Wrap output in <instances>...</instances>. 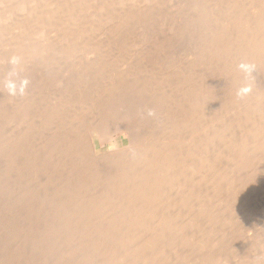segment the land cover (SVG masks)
Here are the masks:
<instances>
[{
    "label": "bare ground",
    "instance_id": "1",
    "mask_svg": "<svg viewBox=\"0 0 264 264\" xmlns=\"http://www.w3.org/2000/svg\"><path fill=\"white\" fill-rule=\"evenodd\" d=\"M2 1H3V3H5L7 5V7L4 6L6 8L3 10H2V8H0V37L5 35L8 32V30H9V32H8L9 36L11 33L14 34V32H15V35L14 36L12 35L13 37L10 39L12 41L10 42V44L8 43L11 46H12L11 43H13V45H15L14 47L12 46L13 48L10 47L12 52L9 56H11L15 61L14 67L15 68L21 67L20 70L23 68L22 67L23 64H28L30 62V60H37L38 58L35 59L36 57H38V56L44 57L43 55H47V54L52 55L53 53L54 54L60 53L63 56L70 57V55L71 56L73 54L77 55L79 53L80 54L81 53H83V54L87 53L89 55V53H91L93 51H95V52L97 51L96 53H99L101 51L103 52L105 50V49H103L104 48L103 43L105 41H108L109 44L107 42H105L104 45L108 44V45H111L113 47H114V45L120 44V50L119 49L118 50L122 51L124 49H127L128 46H131L132 40L134 41V39H136V38H138V39L141 38L142 40H145V41L147 40L148 42L150 41V43H151L150 48L152 50V53L153 52L154 53L160 52L164 49L171 48L174 45H175L174 47H177V46H180V47L183 46L184 47L185 46V48L187 47L189 50L188 53H190V55H192L194 57V59L197 58V60L199 61L198 66L203 67V69H201V68L200 69L205 70L204 72H201V70L199 71L204 76V77L202 76L203 78L201 77V79L199 77L197 78V79L201 80V83L199 85H196L195 88H193V89H189V91L186 90L188 92H184V91L181 92V93H184L182 96L185 95V98H188V99L190 98L192 101L191 103H189V107L187 108V110L182 112L183 114L180 115L181 118L183 117L184 122L178 124L181 128L187 130L189 133V138L186 140V142L183 141L181 145H178L179 144L178 140L182 141L183 136L181 137V139H179V136H172V133H171L170 138H169L170 140H167L166 139L167 135H165V133L168 132V130L164 131L165 130L164 127L160 126L161 128H163L162 131H163L165 136L162 138L161 137L158 138L157 136L152 137L155 140V141L151 140L152 138L150 139L151 141H154V142H151L152 145H148L147 147H145L141 151L138 149L139 154H137L136 157H132L131 161H129L128 165L123 160H122L123 162H121V159H123V154H124L123 152H128L130 149H133V147L130 148V145L133 142L126 147L115 148L110 153L104 152L103 155L96 156L95 159H93V162L96 161L94 163H97L99 165L101 163L102 165H104L103 167H105V165H107L108 172H107V170L104 169L105 172L110 174V177L112 176V177L117 178L116 180L118 181V182L115 181L114 183H112V186L110 189L111 193H109V195L107 193V198H105L106 200H104V201L109 200L113 204L115 202V200H114V198L112 199V197L117 196L120 193V191H118L120 186H121V193H122L123 192L122 185L124 183L127 184L126 182L129 183V181H130V185L128 184L129 186H127V187L129 188L131 186V188H133L134 191L130 190V192H127V193H129L132 198L134 197V199H131V197H129L133 201V202L130 201L131 203H133V205H130V207L128 206L127 208H130L132 210L133 207L137 206L138 208H134V209H136L135 211H137L138 209L141 211V213H139L140 215L137 213V215H134L135 217H133V215L132 216L129 215L130 217H133V218L128 219L127 221L129 222V220H132L134 223L131 221L132 224H130V222H129L128 223L129 227H127L128 229H126V227L124 229H121L120 227L118 228V225L115 224V222L113 221V223L110 225V227L112 226L113 228L111 227L109 230H107V228L103 229L102 227H97V228L94 227V230L92 229L93 231L92 230L89 231L90 229L86 230L89 232H85V231L79 232L80 229H78V228H77L78 229L77 231L76 230L74 231L73 229H72L73 231H70L69 229H66V230H55V229L49 230L48 229L47 230L48 232L47 231H39L40 233L37 232L39 235L38 237L40 238V240L38 242H40L41 244H39L40 246H39L38 251L36 250L38 252L39 256H41V255L44 256L45 254H47V253H45L46 252L45 250H49L48 248L46 249L44 245L47 246V244H49L50 246L49 245L48 246L51 247L52 242L55 239H58L59 237L63 238V240H62V238L59 239V240L63 241V243H61V244H64L65 241L78 240V241L82 242L81 243L82 246H83V243L85 245L86 244L91 245V247L83 248L85 246L84 245L83 247L77 248L74 250L72 248H75V247H72L71 248L72 252H70L71 251L70 249H69V252L66 249L67 252L66 253L63 252V254H61V252H60V254L63 255V256H61V255L60 256L65 258V259L63 258L62 260L58 259L59 258V255H58L59 253H57L58 251L54 252V253H57L58 257L56 259L60 260L59 262L58 261L57 262H53V261L52 262H47V261L42 262L41 261L39 264H167L168 262H183V263L184 262H186V263L187 262L188 263L189 262H216L215 257L209 258V257L205 256V254L202 256L201 255L198 256L196 254L197 253L198 254L205 253L204 250L206 249L207 246H209L206 244V240L209 236H211L210 235L212 233L211 231L217 230V233L219 234V232H220L219 230H221L219 227H221L222 229L227 228L228 223H227V220H225V217H227V215H229V214L234 213L235 207H237V208H238V206L243 207L244 204L247 203V201H249V198L250 199L252 198V195L254 197V192L256 191L258 182L262 181L264 179V114L262 116H260V114H261L260 109L264 107V0H219V2H222V4L225 3V5H226V3H227L230 5L229 9H228V10H230L229 15L227 13L228 12L227 10H226V12L224 11L225 8H224V10L221 9L222 13L219 15L217 14L216 9H214V11H213V8H214L213 6L216 7L215 4H217V3L213 4L214 0H6L5 2H4V0H2ZM1 3H0V5H2ZM221 5L218 4L219 7ZM222 6H224V4ZM226 7H228V6L226 5ZM218 8H217V10H218ZM220 11H218V12H220ZM213 12L214 13L216 12V14H214ZM248 14H249V17H248ZM216 15L218 16V18ZM215 23H219V25L218 24L215 25ZM229 24L232 25V28L234 31L228 30L229 27L227 28V26ZM229 29H231V28H229ZM10 31H12V32H10ZM229 31L233 32L232 35L230 34ZM6 35H8V34H6ZM5 36H3V37L5 38ZM2 40H3V38H2ZM154 40H155V43H154ZM156 40H158L159 43H157L158 41H156ZM129 41H131V42L129 43ZM148 42H145V43H148ZM129 44H131V45H129ZM5 45H7V44H4L3 46H5ZM147 45H149V43ZM117 46H115L116 49L119 47V46L118 47ZM2 47H0V48H2ZM185 48H183V49H185ZM233 48H235V51L237 52L235 56L233 55L235 52L232 53V51H234V50H232ZM4 49H3V51H4ZM174 49H173V51H175ZM98 50H101V51H98ZM110 50H112V49H110ZM144 50H145V48H144ZM185 50H187V49H185ZM0 52H2V49L0 50ZM4 52H6V51H4ZM179 52H181V51H179ZM80 54H79V56L83 55V54L82 55H80ZM136 54H138L137 51H136ZM149 54H151V53H149ZM168 54H170V53H168ZM173 54H174V52H173ZM126 55H127V53H126ZM180 55L183 56V54H179V56ZM232 55L234 56V58H231L229 60L228 58ZM127 56H129V55H127ZM49 57H50V55H49ZM129 57H131V56H129ZM129 57H128V59H129ZM88 58L90 59V57H88ZM185 58H187V57H185ZM3 59H5V57ZM45 59L48 61V58L45 57ZM63 60H64V58H63ZM63 60H61V61H63ZM92 60L95 61L94 59H92ZM189 60H191V59H189ZM40 61H41V63L45 62V61H43V59H40ZM75 61H77V60H75ZM194 61H196V59ZM35 62H37V61H35ZM51 62H53V61H51ZM113 62L115 63L116 61H113ZM97 63L99 64V62H97ZM216 63H217V65H216ZM35 64H37V63H35ZM86 64H88V63H86ZM98 64H97V66H98ZM173 65H174V63H173ZM241 65H244L246 67L242 68ZM198 66L196 65V67H198ZM214 66L217 67L218 73L216 72L215 69L213 71ZM1 68L2 67H0V69ZM10 69L11 68H9L8 70H10ZM11 70L15 71L16 69L15 70L11 69ZM8 72L10 73V71H8ZM212 72H214L215 76H216L215 73H217L218 75L220 74L221 76L219 75V77H218V75H217V77L214 78V76L212 75ZM20 75L22 77V74H20ZM20 75H18V76H20ZM177 75H179V74H177ZM180 75H181V73H180ZM198 75L199 74L197 73L196 75L191 76V77L195 78V76H198ZM222 76H224V79H222ZM2 77H3V75L1 76V74H0V78H2ZM5 78H4V81H6ZM217 78H219V80H217ZM11 79L14 80L16 78L14 77V79H13V77H12ZM32 79H33V77H32ZM88 79H89V77H88ZM2 80H3V78H2ZM12 80H10V81H12ZM19 81H21V80H19ZM19 81H17L15 84H17V83L21 84ZM33 81H34V79H33ZM33 81H32V83H33ZM7 82H8V80H7ZM79 82L81 83V81H79ZM84 82L86 83L87 81H84ZM0 83H1V80H0ZM69 83H71V82H69ZM72 84H74V83H72ZM72 84H71V86H72ZM163 84H165V83H163ZM2 85L3 84L1 83V85H0L1 89H3L1 87ZM4 86L7 88L6 84ZM8 86H9V84H8ZM190 86H193V85H190ZM245 88H247L248 91L243 92L240 95H238V93H240L241 90L245 89ZM1 89H0V91H1ZM217 89H220V91ZM215 91H216V93L218 91L221 92L219 94V96H218V93L216 95ZM8 92H6L5 94H7ZM0 93H2V92H0ZM5 94L2 93L1 98L3 97L2 95H5ZM6 96H4V98ZM8 96H10L9 93H8ZM107 97H108V94H107ZM192 98H193V100H192ZM3 100H6V98ZM114 100H115V98H114ZM60 101H61V99H60ZM62 102H63V100H62ZM170 102H173V101H170ZM70 103H72V102H70ZM1 104H0V116L3 115V111H4L3 106L5 105V104L4 105H1ZM9 104H11V103H9ZM108 104H109V102H108ZM158 105L160 106V104H158ZM187 105L188 104H186L185 106L187 107ZM79 106H80V104H79ZM160 107H162V105ZM109 108L112 109V107H110V106H109ZM128 108H129V106H128ZM177 109H179V108H177ZM183 109H185V108H183ZM257 109H259V110H257ZM106 110H107V108H106ZM57 111H58V109H57ZM99 111H100V109H99ZM128 111L130 112V110H128ZM111 112L109 113V115H111ZM117 112H118V110H117ZM80 113H82V112H80ZM107 113H108V110H107ZM157 113H158V111H157ZM262 113H263V110H262ZM4 114H5V112H4ZM97 114H98V112H97ZM7 115H8V112H7ZM113 115L114 114H112L111 116H113ZM115 115L117 116V113ZM135 115H138V113ZM144 115H146V114H144ZM81 116H83V115H81ZM93 116H95V115H93ZM99 116H102V115L99 114ZM107 116L108 115H106V117ZM116 116H115V118L117 120L118 118ZM142 116L140 114V117L139 116H137V117H139V119H140ZM180 116H178V117H180ZM47 117H45V118H47ZM137 117H135V118L137 119ZM145 117L146 116H144L143 118H145ZM75 118H77V117H75ZM93 118L95 119V117H93ZM101 118H103V116ZM122 118L125 119L124 115ZM143 118H142V121H146L147 117L145 118V120H143ZM186 118H188V122H187V120H185ZM1 119H2V116H1ZM82 119H84V118L82 117ZM6 120H9L8 117ZM6 120H4V121H6ZM15 120L18 121V118ZM129 120H132V117H131V119L129 118ZM178 120H179V118H178ZM183 120H181V121H183ZM2 121H3V119H2ZM83 121H85V120H83ZM113 121H115V120H113ZM119 121H120V118H119ZM123 121H125V120H123ZM53 122H52V124H53ZM76 122H79V120ZM120 122H119V124L117 123V126L115 124V128L113 127L114 129L110 128L111 129L110 130L109 128H106L107 130L109 129L108 134H106L104 132V130H106V129L103 128L104 130H102V126H101V123L99 121H98V123H100V124H98L99 126L93 125L92 127L87 128L86 129L87 134L85 136L80 137V135L85 134V131L83 130L84 129L83 128L82 132H84V134L79 133V137L77 136V138L75 137L76 138L75 140L73 139L74 142H77L79 147H82V149L80 148L81 151H83V149H84L83 152L80 151L81 155L82 154H83V156L86 155V157H84L86 159L87 156L90 157V155H88L87 154L88 152L87 151L85 152V150L88 149L89 147L96 149L95 136L100 135L102 137V140L103 141L105 140V142H106L109 140H114L115 137L120 133H125L127 131V129H125L126 127L125 128L122 127L120 125L122 122L121 123ZM0 123H1V121H0ZM159 123H161V122H159ZM104 124H105V122L103 123V126H105ZM109 124L112 126L113 123H109ZM166 124L168 125V122ZM130 125H132V124H130ZM147 125H149V124H147ZM164 125H165V123H164ZM178 125H176V124H175V126L172 125L171 127H169V129L172 127H173L172 129H175V128L177 129ZM43 126H44V124H43ZM100 126H101V128H100ZM136 126H138V125L136 124ZM0 127H3V126H0ZM6 128H7V126H6ZM64 128H65V126H64ZM73 128H75V127H71V129H73ZM165 128L168 129V126H165ZM0 129H3V128H0ZM128 131L126 132V134H128ZM159 131H160V129H159ZM159 131H157V132L160 134ZM0 132L2 133V131H0ZM4 132L5 131H3V133ZM129 132H131V130ZM147 132L148 131H146V133ZM1 133H0V157L4 156V153L6 152L5 151L6 150V148H5L6 142L3 140V139H5L4 137H6V136L3 135L4 137L2 138ZM167 134H170V132ZM128 135L130 136L131 134H128ZM161 135H163L162 132H161ZM18 136H19V134H18ZM71 136H72V134H71ZM131 136H130L131 141H133V138L134 139L137 138V137L135 138L133 136H132L133 137L132 138ZM142 137H144V134ZM155 138H157V139H155ZM147 139H149V138H147ZM158 139H160V140H158ZM164 139H166L167 141ZM61 140H63V139H61ZM150 140H148V142L145 141V143H149ZM175 141L178 142V144L176 143L177 145H173L170 143V142L175 143ZM139 142H141V140ZM13 143H16V142L14 141ZM65 145H66V143H65ZM74 145H75V143H74ZM131 146H133V145H131ZM137 146L138 145L136 144V147ZM86 147H88V148H86ZM67 148L65 150H67ZM52 152H54V151H52ZM132 153L133 152L131 151V155H133ZM125 155L126 154H124V156ZM71 156H73V155H71ZM93 156H95V155H93ZM5 158L1 157V159H5ZM92 158H94V157H92ZM92 158H90V159H92ZM190 159H194V163L192 162L193 160H191V162L193 164L190 162ZM16 163H17V161H16ZM1 164L2 163L0 162V166L5 168V166L1 165ZM3 164L6 165L7 163H3ZM86 164H88L87 160H86ZM134 164L144 165L142 168L143 169L145 168L146 170L143 172L142 171L135 172L134 171L135 168L133 170L130 169V168L134 167ZM176 165H178L177 167L179 168L180 177L182 174H184L186 172H192L194 174L195 177L194 176L193 177L195 178L196 183L198 184V186L199 185L202 186L201 188H197L198 190H201V189L204 190L205 187H203V185L207 186V188H208V184L210 183V186H209L210 190L209 191L211 193H210V195H208L209 197L207 196L206 193H205V195H206L205 196L203 194V192L202 193L198 192V196H196L197 198H195L196 199V201H195L196 205L198 204L197 213L195 215L189 217V218H187L188 217L187 215H186L187 217H184L185 214L183 215V217H181L182 215L181 216L179 215L180 217L176 216L175 219H178V218L179 219L180 218L186 219L187 218V220L189 221V226H190L189 229H186L184 227L185 229H183V230L182 229L181 230H178V229L169 230V229H171L172 225L170 223L167 225L166 221H164V220H166V218L169 219L168 218L169 215L168 216L165 215V219H163L164 216L162 219H161V217L159 218L160 225H157V228H153V226L155 227V225H153L151 229L148 227H144V228H148V229H143L142 228L143 226H146V225L148 226V223H146L147 221L145 219L155 218L151 212L155 209L154 206L157 204V202L160 201L158 196H160V195L162 196V194H164L162 192L164 187L173 188L174 190H175V188L176 189L178 188V186H179L178 181L179 180L177 181V180H175V178L171 177V175H173V173H171L169 175L172 168H173V171H175L174 167ZM16 166H19V165L15 164V167ZM150 167L153 169L152 173L148 172L149 171L148 169ZM140 168L141 167L139 165V168H137V170H139ZM0 169H2V168H0ZM71 169H73V168H71ZM2 170H6V169H2ZM2 170H0V171H2ZM9 171H11V170H9ZM92 171H94V170H92ZM57 172H59V171H57ZM88 172L86 173L87 176L82 175L81 178L79 177L80 179H82V180L79 179L80 183L87 178L93 179V177H94V180L96 179L98 181L99 178L97 176L92 177V175L95 173L89 174ZM23 173H25V172H23ZM88 174H89V176L91 175V177H89ZM0 175L5 176V174L3 172ZM100 175L102 176V173ZM98 176H99V173H98ZM2 178H4V177H2ZM7 179L8 178L6 177V180ZM16 179H17V177H16ZM105 179H107V178H105ZM177 179H179V176ZM113 180H115V179H113ZM0 181H2V179H0ZM111 181H112V179H111ZM20 182H22V181H20ZM89 182H90V180H89ZM108 182H110V180H108ZM188 182H190V181H188ZM6 183H7V181H6ZM107 185L109 186V184H107ZM161 185H163V186H161ZM186 185H187L186 187H188V184H186ZM117 187H119V188L117 189ZM28 188H29V186H28ZM76 188L79 189V186H77ZM76 188L74 190H76ZM193 188L195 189V187H193ZM207 188L205 190H207V193H208L209 191ZM108 190H109V188H108ZM189 190H191V189L189 188ZM78 192L79 191H77V193ZM29 193L31 194V192H29ZM71 193H72V191H71ZM100 193H102V192H100ZM167 193H168V191H167ZM184 193L185 192H183V194ZM129 194H128V196H129ZM177 194H178V192H177ZM187 194H188V192H187ZM101 196H102V194H101ZM161 196H160V198H161ZM72 197L74 198V196H72ZM129 198H128V200H129ZM13 200H15V199H13ZM113 200H114V202H112ZM124 200H125V198H124ZM128 200H126V201H128ZM206 200L210 201L209 203L207 202L208 205H206ZM137 201H140V202L138 203ZM184 202H188V201H184ZM88 203H90V202H88ZM93 203H95V202H93ZM117 204H119V203H117ZM126 204H129V203H126ZM126 204H124V205L122 204V205L126 207L127 206ZM137 204H139V205H137ZM158 204H157V206L160 205V204L159 205ZM163 204H164V202H163ZM185 204L187 206V203H185ZM83 206H84V208H87V206L86 207H85V205H83ZM93 206H90L92 208V210L89 209L90 207L87 208V209H89L88 211L91 210L89 213H87V214H89V215H87V218H89V216H91L90 217L91 219L96 218L97 214L99 212H101V210H102L101 208H99L100 209V211H99L98 208H94ZM191 206L194 209L193 202H192ZM253 207H255V206H253ZM102 208H104V207H102ZM127 208H125L126 211L127 210L130 211V209H127ZM168 208H169V206H168ZM123 209L124 208H121V211ZM112 211H114V210H112ZM132 212H134V211L132 210ZM125 214H127V213H125ZM134 214H136V212H134ZM58 215H60V214H58ZM103 215H105V214H103ZM3 216H4V214H3ZM123 217H126V215H124ZM123 217L121 216V219H126ZM87 218H86V220H87ZM237 218L239 220L241 219V218H239V216H237ZM113 219L115 220L114 217H113ZM118 219L119 218H117V220ZM184 219H182V220H184ZM58 221H59V219H58ZM150 221H148V222H150ZM228 221H229V219H228ZM185 222H187V221H185ZM152 223H149V226H151ZM229 224H230V222H229ZM77 225H79V224H77ZM102 225L104 226V224H101V226ZM121 225H124V224L121 223ZM62 226H61V228H62ZM86 228H87V226H86ZM246 230H247V228H246ZM242 231L244 232V229ZM213 233H216V231ZM220 234H221V232H220ZM220 234H219V236H220ZM39 238H37V239H39ZM59 240L57 241L58 244H59ZM96 240L99 241L98 244H96L97 243ZM62 241H60V242H62ZM242 241H243V239H242ZM55 242L56 241H54L53 244L56 246L57 243L55 244ZM102 242H108L111 245H107L108 243L107 244L104 243V244H106V245H104ZM207 242H208V240H207ZM159 243H161V244H159ZM242 243H244V242H242ZM42 244H43V246H42ZM61 244H59V247ZM79 244H78V247L81 246ZM163 244H166V245H163ZM162 245H163V247H162ZM177 245L183 247V248H181L183 251L181 250L179 252L176 249V247H178ZM36 246H38V244H36ZM55 246H52V249L53 248L59 249L58 247H55ZM63 246L64 245H62V250H63ZM69 246L70 245L68 244V247H65V248H69ZM71 246H73V245H71ZM76 247H77V244H76ZM50 250H51V248H50ZM50 250H49L48 254H50L52 252ZM91 251L96 252V254H97V260L96 261H93L91 259V258H94L96 256L95 255L94 257H92L91 254H93V252H91ZM17 254L18 253H16V255ZM89 254H90L91 258L88 257ZM11 256L13 257V254ZM7 257H8V255H7ZM43 258H41L40 260H42ZM34 261H35V259H34ZM73 261H75V262H73ZM186 263H184V264H186Z\"/></svg>",
    "mask_w": 264,
    "mask_h": 264
},
{
    "label": "rangeland",
    "instance_id": "2",
    "mask_svg": "<svg viewBox=\"0 0 264 264\" xmlns=\"http://www.w3.org/2000/svg\"><path fill=\"white\" fill-rule=\"evenodd\" d=\"M5 1L6 0H4V2ZM216 1L214 0V3H213V4L217 3V4H215L216 7L213 6L214 7L213 11H214V9H216L217 14L219 15L222 13V10H224V8H225L224 11L226 12V10H227L228 11L227 13L229 15L230 10H228V9H229L230 5L226 3V5L228 6V7H226L225 3H223L224 6H222L223 5L222 2H219V0H216ZM0 3L2 4V5H0L1 6L0 8H2V10L7 7V5L5 3H3L2 0H0ZM218 4L219 5L222 4V5L219 7ZM4 6H6V7H4ZM217 8H218V10H217ZM219 9L220 10L222 9V10L220 11ZM218 11H220V12H218ZM214 14H216V12ZM248 17H249V14H248ZM217 18H218V16H217ZM216 24L219 25V23H215V25ZM228 27L231 29H229ZM227 28H228V30L234 31L232 28V25H230V24L227 26ZM8 32H9V30H8ZM8 32L7 33L5 32L8 35H6L5 33L4 34L6 36L3 35V36H5V38L3 36L0 37V39H1L0 40V47H2L4 44H7V45L3 46L2 48H0V50L2 49V52H0V54H1L0 55V67H2L0 69V74H1V76L3 75V77H2L3 80H2V78H0L1 83L3 84L1 86L3 89L0 88L1 89L0 92L5 94L6 92L9 91L8 93L10 95V96H8V93L5 95H2L3 99L6 98V100H3L1 98L2 93H0V98H1L0 104L1 103H2L1 105L5 104L3 106V108H4L3 115H1L2 119H3V121L6 120L7 117L9 119V120H6L3 122L1 119V116H0V121H1L0 126H3L0 128L4 129V130L0 129V131H2V133H3V131H5L4 132L5 134L4 133L2 134L1 132L0 133L2 135V138L4 136H6V137H4L5 139H3L6 142L5 143V148H6L5 151L6 152L4 151L5 152L4 156L6 158L4 156H1L2 158H5V159H1V157H0V159H1L0 162L2 163L1 165L5 166V168H3L1 166H0V168L6 169V170L0 169V170H2V171H0V174H2V172L5 174V176L0 175V179H2V181H0L1 182L0 183L1 184L0 185V188H1L0 189V211H1L0 212V264H36V263L39 264L41 261L42 262H46V261L47 262H52V261L53 262H57V261L59 262L60 260H58V259L62 260L64 258V257H61V256H63V255H61V254H63V252L64 253H66L67 251L69 252V249L71 250L72 247H75V248H72L73 250L77 249V248H81L85 244L83 243V246H82V244H81L82 242L78 241V240H74V241H65L64 240L66 243L64 242V244H61V243H63V241H62L63 238L59 237L58 239L54 240V241H56L55 244L57 243L56 246L53 244L54 241L51 244L52 246L58 247L59 249H57V248L52 249V246L49 247L50 246L49 244H47V246L44 245L46 249L48 248L50 250V248H51L50 251H52L51 253L53 255L51 253L48 254L49 250H45L46 251L45 253H47V254H45L44 256H42V255L39 256V254L37 252L39 249V246H40L39 244H41L40 242H38L40 240V238L38 237L39 236L38 233H40L39 231H47L48 229L49 230H54V229L55 230H66V229H69L70 231H73V230L77 231L78 229H80L79 232H81V231L89 232L92 229L94 230V227H96V228L102 227L103 229L107 228V230H109L112 227V226L110 227V225L113 223V221L115 222V224L118 225V228L120 227L121 229H124L126 227V229H128L127 228V227H129L128 223L130 222V224H132L131 223L132 220H129V222L127 220L135 217L134 215H137V213L138 214L141 213V211L139 209L137 211H135L136 209H134V208H138L137 206L133 207V208L131 207L132 210L134 212H136V214H134V212H132V210L130 208H127L128 206L130 207V205H133V203H131L130 201H132L131 199H134V197L132 198L130 196V194L127 193V192H130V190L134 191L133 188H131V186L129 187L130 189L127 187L130 185V181H129V183L126 182L127 184L124 183L122 185V190H123L122 193H121V186H120V188L117 187V189L119 188L118 191H120V193L117 196L112 197V199L114 198V200H115V202H114V200L112 202H114L115 204L114 203L112 204L109 200L104 201V200H106L105 198H107V193H108V195H109V193H111L110 189H111L112 183H114L115 181L116 182H118V181L116 180L117 178L112 177V176H111L112 177L111 178L110 174L105 172V170H107V172H108L107 165H105V167H103L104 165H102L101 163H100V165L97 163H94L96 161L93 162V159H95L96 156L103 155L104 152L110 153L115 148H123V147H126L133 142L131 144L133 146L130 145V148L133 147V149H130L128 152H123L126 155L124 156V154H123V159H121V162L124 161L128 165L129 161H131V158L136 157L137 154H139V150L141 151L142 149H144L148 145H152L151 142L155 141L152 137L157 136L158 138H160V137L162 138L165 135H167L166 139L170 140L169 138H170V135L172 133V136H179V139H181V137L183 136L182 137L183 139H182V141L178 140L179 144L177 141H175V143L170 142L171 144L181 145L183 141L186 142V140L189 138V133L187 130L181 128L178 124L184 122L183 117L181 118L180 115L183 114L182 112L187 110V108L189 107V103H191L192 101L190 98L189 99L185 98V95L182 96L184 93H181V92H183V91L188 92L189 89H193V88H195L196 85H199L201 83L200 79L203 76V74L201 72H204L205 70H201V69H203V67L198 66L199 61L197 60V58H195L197 62L194 61L195 59L192 55H190V53H188L189 50L187 47L185 48V46L184 47L182 46L183 48L187 49V50H185L180 46L174 47L175 46L174 45L171 48H167V49L160 51L161 53L160 52H156V53L153 52L152 53V50L150 48L151 47L150 41L148 42L147 40L145 41V40H142L141 38L140 39L136 38V39H134V41L132 40V42L129 41V43L131 42L132 45L131 44H129L131 46L127 45L128 48L126 47L127 49H124L126 52L122 49H121L122 51H119L120 50V44H117L119 47L117 45H114V47L115 46L118 47L116 49V47L114 48L113 46L108 45L109 44L108 41H105L108 43L107 44L108 46L106 44H105L106 46L104 45L105 42L103 43L104 48L103 47L102 48L105 49L103 52L101 50H98V51H101L99 53H96L97 51L96 52L93 51L94 53L91 52V53H89V55L87 53H85V54L79 53L80 55L83 54L82 56H79V54L76 53L77 55L73 54L74 56L70 55V57L63 56L60 53L59 54L53 53L52 55L47 54V55H43L44 57H41V56L36 57L35 59L38 58L37 60H30L29 63L27 62L28 64H23V66H22L23 70L22 69L20 70L21 67H19V68L14 67L15 61L11 56H9L12 52L10 47L15 46V45H13V43H11L12 46L9 45L10 42L12 41L10 39L15 35V32H14V34L11 33L10 36H9ZM10 32H12V31H10ZM232 33L233 32H230L231 35H232ZM2 38H3V40H2ZM156 41H158V40H156ZM135 42L136 43L138 42V43L136 44ZM145 42H148L149 45H147L148 43H145ZM154 43H155V40H154ZM157 43H159V41ZM144 48H145V50H144ZM172 48L173 49L175 48L174 49L175 51H173ZM3 49L6 52H4ZM110 49H112V50H110ZM232 50H234V51H232V53L235 52L233 54L235 56L237 53L235 51V48H233ZM136 51L138 54H136ZM179 51H181V52H179ZM173 52H174V54H173ZM126 53H127V55H129L131 57L127 56ZM149 53H151V54H149ZM168 53H170V54H168ZM178 53L183 54V56H181V55L179 56ZM49 55H50V57H49ZM232 56H230L228 59L230 60L231 58H234V56L233 57ZM2 57L3 58L5 57V59H3ZM45 57L48 58V61L45 59ZM88 57H90V59ZM128 57H129V59H128ZM185 57H187V58H185ZM63 58H64V60H63ZM40 59H43V61H45V60L46 61L41 63ZM92 59H94L95 61H93ZM189 59H191V60H189ZM61 60H63V61H61ZM75 60H77V61H75ZM35 61H37V62H35ZM51 61H53V62H51ZM113 61H116V62L114 63ZM97 62H99V64ZM35 63H37V64H35ZM86 63H88V64H86ZM173 63H174V65H173ZM97 64H98V66H97ZM196 65L199 68L196 67ZM216 65H217V63H216ZM9 68H11L13 70L16 69V70L15 71H12L11 69L8 70ZM214 69L218 73L217 67L214 66L213 71H214ZM200 70H201V72H199ZM8 71H10V73ZM180 73H181V75H180ZM195 73L196 74L198 73L199 75L195 76V78H192L191 76L196 75ZM217 73H215L216 74V76H215L214 72H212V75L214 76V78L217 77V75H218ZM20 74H22V77ZM177 74H179L180 76ZM18 75H20V76H18ZM219 75H218V77H219ZM12 77H13V79H14V77L16 79L12 80L11 79ZM32 77H33L34 81H33ZM88 77H89V79H88ZM198 77L200 79H197ZM4 78L6 79V81H4ZM222 79H224V76H222ZM7 80H8V82H7ZM10 80H12V81H10ZM19 80H21V81H19ZM78 80L81 81V83ZM83 80L87 81V82L85 83ZM217 80H219V78H217ZM17 81H19L21 84H19V83H17L18 85L15 84ZM32 81H33V83H32ZM69 82H71V83H69ZM1 83H0V85H1ZM7 83L9 84V86ZM72 83H74V84H72ZM163 83H165V84H163ZM5 84H6L7 88L4 86ZM71 84H72V86H71ZM190 85H193V86H190ZM186 90H188V91H186ZM217 90L220 91V89H217ZM216 91H215V93H216ZM219 91L217 92L218 96L221 93ZM106 93L108 94V97H107ZM217 93H216V95H217ZM4 96H6V97L4 98ZM114 98H115V100H114ZM60 99H61V101H60ZM62 100H63V102H62ZM192 100H193V98H192ZM170 101H173V102H170ZM70 102H72V103H70ZM108 102H109V104H108ZM9 103H11V104H9ZM79 104H80V106H79ZM158 104H160V106L162 105V107H160ZM186 104H188L187 107L185 106ZM109 106L112 107V109H110ZM128 106H129V108H128ZM182 107L185 109H183ZM106 108L108 110V113H107ZM177 108H179V109H177ZM57 109H58V111H57ZM99 109H100V111H99ZM261 109L263 110V113H262ZM261 109H260V112H261L260 116H262L264 114V107ZM117 110H118V112H117ZM128 110H130V112ZM257 110H259V109H257ZM149 111H152L154 114L149 115L148 114ZM157 111H158V113H157ZM4 112H5V114H4ZM7 112H8V115H7ZM80 112H82V113H80ZM97 112H98V114H97ZM110 112H111V115L114 114L113 115L114 117L109 115ZM136 112L138 113V115H135V114H137ZM116 113H117V116L115 115ZM99 114L102 115L103 118H101L102 116H99ZM140 114H141V116L142 115L143 116L139 119ZM144 114H146V115H144ZM43 115L45 117H47V116L48 117L45 118ZM81 115H83V116H81ZM93 115H95V116H93ZM106 115H108V116L106 117ZM123 115H124L125 119L122 118ZM74 116L77 118H75ZM115 116L118 118L117 120H116ZM137 116H139V117H137ZM144 116L147 117V118L145 117L146 121H142V118ZM178 116H180V117H178ZM82 117L84 119H82ZM93 117H95V119ZM131 117H132V120H129V118L131 119ZM135 117H137V119ZM17 118H18V121L15 120ZM119 118H120V121L121 120L122 121L125 120V121H123V122L121 121L122 122L121 123L119 121ZM145 118H143V120H145ZM178 118H179V120H178ZM112 119L115 121H113ZM78 120H79V122H76ZM83 120H85V121H83ZM181 120H183V121H181ZM185 120H187V122H188V118H186ZM98 121L101 123L102 130H104L106 128L114 129L115 124L117 126V123L119 124V122H120L121 123L120 125L124 128L126 127L125 129H127V131L129 129L131 130V132H129L130 130L128 131V134H131L133 137H135V138L137 137V138L134 139L130 135L133 138V141H131L130 136L128 134H126L127 131L125 133L118 134L114 140H109L106 142H105V140L104 141L102 140V137L100 135L95 136L96 149H93L91 147H89V148L86 147L88 149H86L85 152L87 151L88 152L87 154L90 155V157L87 156V158L85 159L84 157H86V155L85 154H84L85 156H83V154L81 155V152H83L84 149H83V151H81L80 148L82 149V147H79L77 142H74V140L77 138V136L79 137V133L84 134V132H82L83 130L85 131V134L80 135V137L85 136L87 134L86 129L92 127L93 125L97 126L98 124H100V123H98ZM52 122H53V124H52ZM104 122H105V124H104L105 126H103ZM159 122H161V123H159ZM167 122H168V125L166 124ZM109 123H113L112 126ZM164 123H165V125H164ZM43 124H44V126H43ZM130 124H132V125H130ZM136 124L138 126H136ZM147 124H149V125H147ZM175 124L178 125L177 129L176 128L172 129L173 127L169 129V127H171L172 125L175 126ZM6 126H7V128H6ZM64 126H65V128H64ZM101 126H100V128H101ZM160 126L164 127V129H165L164 131L168 130V132H166L165 135L162 131L163 128H161ZM165 126H168V129H166L167 127L165 128ZM71 127H75V128L71 129ZM159 129H160V131H159ZM108 130L106 129V130H104V132L106 134H108V132H109ZM146 131H148V132L146 133ZM157 131H159L160 134ZM161 132L163 135H161ZM169 132H170V134H167ZM18 134H19V136H18ZM71 134H72V136H71ZM143 134H144V137H142ZM147 138H149V139H147ZM61 139H63V140H61ZM68 139L69 140L71 139L72 141L71 140L69 141ZM150 139L154 140V141H151ZM155 139H157V138H155ZM166 139H164V140H166ZM140 140H141V142H139ZM148 140H150V142H149L150 144L145 143V141L148 142ZM158 140H160V139H158ZM12 141L13 142L15 141L16 143H13ZM65 143H66V145H65ZM74 143H75V145H74ZM136 144L138 145L137 147H136ZM66 148H67V150H65ZM52 151H54V152H52ZM131 151L133 152L132 153L133 155H131ZM71 155H73V156H71ZM93 155H95V156H93ZM91 156L94 158H92ZM90 158H92V159H90ZM86 160H87L88 164H86ZM191 160H193L192 162L194 163V159H190V162H191ZM16 161H17V163H16ZM3 163H7V164L5 165ZM15 164H17L19 166L15 167ZM139 165L141 168L139 170H137V168H139ZM143 166L144 165H141V164H137V165L134 164V167H132L130 169L133 170L135 168V170H134L135 172H139V171L143 172L146 170L145 168L144 169L142 168ZM177 166L178 165H176L174 167L175 171H173V168H172L169 175L171 173H173V175H171V177L175 178V180H177V181L179 180L178 181V183H179L178 188L177 189L175 188V190H174L173 188L164 187V189L162 191L164 194H162V196L160 195L161 198H160V196H158L159 200L160 201L162 200L161 201L162 203L160 201H158L157 204L159 203L160 205L158 204L159 206H157V204H156L154 206V208L156 210L154 209L151 212L155 218L145 219L147 221L146 223H148V226L147 225L143 226L142 227L143 229H148V228L151 229L153 225H155V227L153 226V228H157V225H160L159 218L161 217V219H162L164 216L163 219H165V215L166 216L169 215L168 216L169 219L166 218V220H164V221H166V224L168 225L170 223L172 225L171 229H169V230H174V229L175 230L176 229H178V230L182 229L183 230L185 228L189 229L190 226H189V221L187 220V218H189V217H191L197 213L198 204L196 205V202H195L196 199L195 198H197L196 196H198V192H201V193L203 192L204 195L206 193L207 196L210 195V193H211L209 191L210 190V187H209L210 183L208 184V188H207V186L203 185V187H205V189L206 188L208 189L209 194L207 193V190H205V189L204 190L206 192L203 189L198 190L197 188H201L202 186H200V185L198 186V184L196 183V180L194 178L195 177L194 174L192 172H186V173L182 174L180 177L179 168ZM70 167L73 169H71ZM9 170H11V171H9ZM92 170H94V171H92ZM148 170H149L148 171L149 173L153 172V169L151 167ZM57 171H59V172H57ZM23 172H25V173H23ZM87 172L89 174L95 173L92 175V177L97 176L99 178L98 181L99 180L100 181L98 182L96 179L94 180V177H93V179L87 178V179H85L86 181L84 180L85 182L82 181L83 183L82 182L80 183V180H82V179H80L81 176L82 175L87 176V174H86ZM100 172L102 173V176L100 175L101 174ZM98 173H99V176H98ZM89 174H88V176H89ZM15 176L17 177V179ZM178 176H179V179H177ZM2 177H4V178H2ZM6 177L9 180L8 179L6 180ZM89 177H91V175ZM105 178H107V179H105ZM111 179H112V181H111ZM113 179H115V180H113ZM89 180H90V182H89ZM108 180H110V182H108ZM6 181H7V183H6ZM20 181H22V182H20ZM188 181H190V182H188ZM107 184H109V186ZM186 184H188V187L191 190H189V188L186 187L187 186ZM28 186H29V188H28ZM77 186H79V189L76 188ZM161 186H163V185H161ZM193 187H195V189ZM75 188H76V190H74ZM108 188H109V190H108ZM71 191H72V193H71ZM77 191H79V192L77 193ZM167 191H168V193H167ZM29 192H31V194ZM100 192H102V193H100ZM177 192H178V194H177ZM183 192H185V193L183 194ZM187 192H188V194L189 193L190 194L188 195ZM101 194H102V196H101ZM128 194H129V196H128ZM72 196H74V198ZM129 197H131V199ZM124 198H125V200H124ZM128 198H129V200H128ZM11 199L12 200L15 199V200L12 201ZM126 200H128V201H126ZM184 201H188V202H184ZM88 202H90V203H88ZM93 202H95V203H93ZM137 202L139 203L140 201H137ZM163 202H164V204H163ZM192 202H193L194 209L191 206ZM207 202L209 203L210 201L206 200V205H208ZM117 203H119V204H117ZM126 203H129V204H126ZM185 203H187V206ZM247 203H245L243 207L242 206H238V208L235 207L234 213L229 214V215L226 214L227 217H225V220H227L229 227L227 226V228H224L226 231L224 229H222L221 227H219L221 229V230H219L221 232V234L218 231L220 236L217 233V230H212L211 231L212 233L210 234L211 236H209L207 238L209 243L206 240V244L209 245L206 247L207 250L206 249L204 250L205 253H201V254L197 253L196 254L198 256L199 255L202 256L205 254V256H207L209 258L215 257L216 262H189V263L184 262V263H186V264H264V179L262 181L258 182L256 191L254 192V197L252 195V198L251 199L249 198V201H247ZM122 204L123 205L126 204L127 206L125 207ZM83 205H85V207L87 206V208L94 205L93 206L94 208H98V209L101 208L102 210H101V212H99L100 211V209H99V211H98L99 213L97 214V217L92 218L93 219L92 220L90 218L91 216H89V218H87V215H89L87 213H89L92 210V208L90 207L89 209H91V210L88 211L89 209L84 208ZM137 205H139V204H137ZM167 205L169 206V208ZM253 206H255V207H253ZM102 207H104V208H102ZM121 208H124L123 209L124 211L123 210L121 211ZM125 208L130 209V211H128V210L126 211ZM112 210H114V211H112ZM125 213H127V214H125ZM3 214H4V216H3ZM58 214H60V215H58ZM103 214H105V215H103ZM120 215L122 217L124 215H126V217H123L126 219H121ZM129 215L130 216L133 215V217H130ZM179 215L180 216L182 215L181 217H183V215H184V217H187V216L188 217L186 219H184V218L175 219L176 216L180 217ZM237 216H239V218H241L242 220L240 219L241 220L240 221L237 218ZM85 217L87 218V220ZM113 217L115 218L116 221L113 219ZM117 218H119V219L117 220ZM58 219H59V221H58ZM182 219H184V220H182ZM228 219H229V221H228ZM148 221H150V222H148ZM185 221H187V222H185ZM229 222H230V224H229ZM121 223L124 225H121ZM149 223H152V225L150 224L151 226H149ZM77 224H79V225H77ZM101 224H104V226L103 225L101 226ZM61 226H62V228H61ZM86 226H87V228H86ZM144 227H148V228H144ZM246 228H247V230H246ZM243 229H244V232L242 231ZM86 230H89V231H86ZM215 231H216V233H213ZM37 238H39V239H37ZM61 238H62V240H59ZM242 239H243V241H242ZM58 240H59V244H61L60 247H59V244L57 242ZM60 241H62V242H60ZM96 242H95L96 244L99 243V241H97V240H96ZM242 242H244V243H242ZM102 243L107 244L108 242H102ZM36 244H38V246H36ZM68 244L70 245L69 248H65V247H68ZM76 244H77V247H76ZM78 244L81 246L78 247ZM106 244H104V245H106ZM159 244H161V243H159ZM62 245H64L63 250H62ZM71 245H73V246H71ZM107 245H111V244L108 243ZM163 245H166V244H163ZM163 245H162V247H163ZM42 246H43V244H42ZM87 247H91V245L86 244L83 248H87ZM181 248H183V247H181V246L176 247V249L179 252L182 250ZM66 249H67V251H66ZM54 252L59 253L58 259H56L58 257L57 253H54ZM60 252H61V254H60ZM70 252H72V250ZM91 252H93V254L95 253L94 255L90 253L91 256L94 257L96 255L95 256L96 258L95 257L91 258L90 254L88 257H90L93 261H96L97 260L96 252H94V251H91ZM16 253H18V254L16 255ZM12 254H13V257L11 256ZM7 255H8V257H7ZM33 258L35 259V261ZM41 258H43V259L40 260ZM73 262H75V261H73ZM168 263L169 264H184L183 262H168Z\"/></svg>",
    "mask_w": 264,
    "mask_h": 264
},
{
    "label": "clouds",
    "instance_id": "3",
    "mask_svg": "<svg viewBox=\"0 0 264 264\" xmlns=\"http://www.w3.org/2000/svg\"><path fill=\"white\" fill-rule=\"evenodd\" d=\"M241 67L243 68V67H246V66H244V65H241ZM248 91V89L247 88H245V89H242L241 90V92L240 93H238V95H240L241 93H243V92H247ZM149 115H153L154 113L152 112V111H149V113H148Z\"/></svg>",
    "mask_w": 264,
    "mask_h": 264
}]
</instances>
